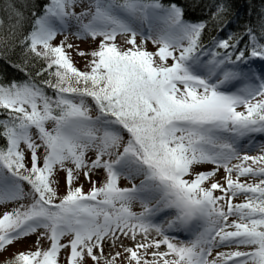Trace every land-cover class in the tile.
I'll return each mask as SVG.
<instances>
[{"label": "snow or ice", "instance_id": "obj_1", "mask_svg": "<svg viewBox=\"0 0 264 264\" xmlns=\"http://www.w3.org/2000/svg\"><path fill=\"white\" fill-rule=\"evenodd\" d=\"M76 4L48 0L19 36L23 12L14 0L0 4L10 21L0 58L25 74L0 76V202H14L0 213V250L36 234L35 247L0 264H62L65 248L64 264H85L86 256L118 264L121 253L111 249L122 237L134 241L120 245L126 264H264V148L241 151L242 138L254 147L255 134L264 135V6L255 21L205 38L209 28L228 27L226 0L210 5L207 18L186 16L203 11L196 2L89 0L79 11ZM72 27L97 40L75 48L83 69L67 36L53 42ZM203 162L216 167L195 170ZM221 166L224 183L215 179ZM81 174L87 191L75 183ZM121 177L131 183L121 186Z\"/></svg>", "mask_w": 264, "mask_h": 264}, {"label": "rangeland", "instance_id": "obj_2", "mask_svg": "<svg viewBox=\"0 0 264 264\" xmlns=\"http://www.w3.org/2000/svg\"><path fill=\"white\" fill-rule=\"evenodd\" d=\"M81 6H89V0H77V4L75 5V10L79 11ZM75 31V28L72 27L70 28V30L67 33H59L53 40V42H59L61 39H64L65 36H67V40L65 41L66 43H70L72 44L73 48L72 49H66L67 51L71 52V58L73 60V62L76 64L77 67H80L81 69L84 68V64H85V58L78 55L75 51L76 47H85V48H90L93 47L97 40H94L92 38H85V37H77L75 36L73 33ZM125 36L121 35V34H117V42L118 43H124L125 40ZM98 39V38H97ZM140 36L139 34L137 35V40L139 41ZM125 46H127L125 44ZM146 47L150 50H154L156 45H153L152 42L150 40L146 41ZM170 62V60H169ZM239 108H242L243 106L240 105L238 106ZM255 141H256V146L254 147H248V140L247 138H242L241 139V151H248L249 155H254L257 152H259L261 150V148H264V135L262 134H255ZM23 147V145H22ZM90 155V153H89ZM25 159L26 161H28L29 156H28V152L26 151L25 153ZM237 162V158H234L230 163H236ZM212 167H216L215 165H213L210 162H203V163H199L196 165V169L195 170H206ZM102 169H96L94 172H92L91 174V178L93 180H96L97 182H99L100 180L103 179V175H102ZM233 177H235V172L232 173ZM63 172L60 171L57 173L56 176V181H57V187L58 190L63 192L65 190V184H64V179H63ZM224 176V169L223 167H219V169L217 170V173L215 174V179H217L220 183H224V180L222 179V177ZM239 179L241 180H251L252 182H255L256 180L260 179L259 176H248V175H241L239 177ZM75 183L78 184H82L83 185V189L85 191H87L90 187L91 184L89 182V180L87 178H85L83 176V174L79 175L75 181ZM131 182L127 180V178L125 177H121L119 180V184L121 186H125L130 184ZM214 194H219V190H215ZM244 196L243 195H237L235 197H233L234 201L236 200H240L243 199ZM22 203L27 202V201H21ZM14 206V202H0V213H2L4 210H8L11 207ZM140 208V204L139 201H134L133 202V210H139ZM235 217L230 216L229 220L234 219ZM41 231H43V229H41ZM151 235L155 236V233H151ZM171 235H177L176 233H171ZM159 238V237H156ZM179 238L182 240H186L189 238V236L187 234H179ZM63 239V238H62ZM141 237L138 234L137 235V240H140ZM43 240V238H42ZM35 241H36V234H28L26 236H24L23 238H18L17 240H15L14 242L10 243L9 245L6 246L5 250H0V261L5 260L6 258L10 257L12 254H14L16 251H20V250H25L29 247H35ZM123 244L125 247L128 245H132L134 244V241L132 239H130L129 237H122L119 238L116 242V244L113 246V248L111 249L112 252H120L121 255L116 257V260L118 262V264H126V260L124 259V257L126 256V253L124 252L123 248L120 247V245ZM166 246L161 245V250H163ZM225 248H236V247H240V248H244V245H236V244H230V245H224ZM222 250L221 248H214L213 252L215 251H220ZM69 249L65 248L61 251L60 254V260L62 262V264H64L65 261V253L68 252ZM153 251V248L149 247L148 252L151 253ZM104 252L106 254H109L110 250L107 246V244H105L104 247ZM148 259H152V257L149 255ZM85 264H93V261L91 260L90 257H85ZM101 264H103V262H101Z\"/></svg>", "mask_w": 264, "mask_h": 264}, {"label": "trees", "instance_id": "obj_3", "mask_svg": "<svg viewBox=\"0 0 264 264\" xmlns=\"http://www.w3.org/2000/svg\"><path fill=\"white\" fill-rule=\"evenodd\" d=\"M48 2V0H14V3L18 8L23 12L22 26L17 29L16 35L19 36L21 31H26L30 29V25L33 21L32 13L34 10H42V5ZM167 2V0H164ZM177 2L182 4H189L196 2L203 5V11L200 8H196L195 11L186 10V16L195 17L199 15L201 18H207L209 11L214 9H209V6L218 3L219 0H177ZM3 3V0H0V4ZM228 5V10L224 13V19L229 21L228 27L223 32H217L213 28H209L205 32V38H208V33L211 35H225L227 31L232 30L236 31L242 26L246 21L252 20L255 21L257 12L264 6V0H226ZM0 18L4 20L2 26H0V35L7 33L9 29V19L3 11H0ZM15 22V18L11 21ZM17 54L20 49L17 47ZM39 64L40 62L37 61ZM32 65H30V69ZM0 76L6 77L7 79H24L25 74L18 68L13 67L11 64L7 63L4 59L0 58ZM44 75L41 74L38 79H44ZM49 94H51V89H48ZM2 115V113H0ZM4 141L0 140V144H3Z\"/></svg>", "mask_w": 264, "mask_h": 264}]
</instances>
